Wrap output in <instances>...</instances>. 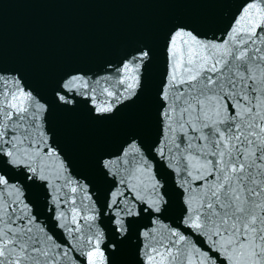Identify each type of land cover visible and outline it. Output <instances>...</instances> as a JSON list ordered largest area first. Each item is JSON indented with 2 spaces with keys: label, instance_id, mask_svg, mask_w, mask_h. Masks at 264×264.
<instances>
[{
  "label": "water",
  "instance_id": "1",
  "mask_svg": "<svg viewBox=\"0 0 264 264\" xmlns=\"http://www.w3.org/2000/svg\"><path fill=\"white\" fill-rule=\"evenodd\" d=\"M252 3L0 0V146L29 133L15 140L23 163L0 155V205L30 221L52 264H89L92 252L95 264H155L161 244L191 264L205 259L185 201L197 206L212 177L198 144L187 147L161 118V93L171 103L188 87L169 74V39L183 30L185 39L264 51V25L258 40L237 33ZM21 93L29 99L17 113L8 105ZM211 264H224L223 254Z\"/></svg>",
  "mask_w": 264,
  "mask_h": 264
},
{
  "label": "snow or ice",
  "instance_id": "2",
  "mask_svg": "<svg viewBox=\"0 0 264 264\" xmlns=\"http://www.w3.org/2000/svg\"><path fill=\"white\" fill-rule=\"evenodd\" d=\"M241 19L248 27L242 25L237 33L246 31L258 40L255 30L264 25V8L253 0ZM187 35L189 39H185L183 30H177L168 46L173 84L179 80L188 87L177 88L171 103L161 93V99L166 101L161 118L168 122L170 131L184 134L187 147L198 144V155L205 160L201 167L212 179L207 186L199 185L203 191L197 206L185 201V222L204 237L208 246L201 264H211L220 254L224 264H264V51L260 47H218L198 42L191 33ZM147 55L141 52L133 59L139 62ZM133 69L138 71L136 65L129 71ZM28 99L24 93L13 96L8 107L22 113ZM7 115L11 118L12 113ZM21 119L17 116L18 121ZM189 130L191 136L187 135ZM3 135L0 132V140ZM28 135L27 130L19 136L13 132L8 137L9 149L5 151L0 146V155L10 158L5 163L24 162L17 159L15 140L23 144ZM24 159L29 157L25 155ZM6 183L0 175V184ZM29 224V220L0 205V264H52L44 242L30 234ZM160 249L163 251L154 250L155 264H191L187 256L182 259L180 251L174 254L171 247L163 244ZM96 255L89 254V264H95L92 257Z\"/></svg>",
  "mask_w": 264,
  "mask_h": 264
}]
</instances>
